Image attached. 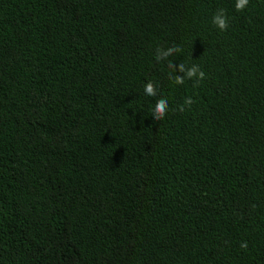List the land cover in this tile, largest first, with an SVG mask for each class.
<instances>
[{
    "label": "trees",
    "instance_id": "1",
    "mask_svg": "<svg viewBox=\"0 0 264 264\" xmlns=\"http://www.w3.org/2000/svg\"><path fill=\"white\" fill-rule=\"evenodd\" d=\"M234 3L0 0V264H264V0Z\"/></svg>",
    "mask_w": 264,
    "mask_h": 264
},
{
    "label": "clouds",
    "instance_id": "2",
    "mask_svg": "<svg viewBox=\"0 0 264 264\" xmlns=\"http://www.w3.org/2000/svg\"><path fill=\"white\" fill-rule=\"evenodd\" d=\"M249 3L250 0H235V11H244ZM211 22L220 32H226L230 27L227 10L223 7L218 8L213 14ZM182 51L183 49L179 45H172L168 47L157 46L154 52L155 60L158 63L168 61L167 67L172 70L171 74L169 75V79L173 80L176 85H183L186 80H191L193 81V87L198 88L207 77L206 72L201 68L200 65H187L183 61L176 65L173 63V61L169 60L170 57H173ZM177 72L180 74H177ZM144 94L148 97H158L157 85L153 81L149 80L144 85ZM194 103L195 101L191 96L185 97L183 103L178 106L177 110L184 112L186 108L190 109ZM169 110V100L166 97L159 96V98L155 100V103L151 109L153 120H163L168 114ZM240 248L247 249L248 242L241 241Z\"/></svg>",
    "mask_w": 264,
    "mask_h": 264
}]
</instances>
